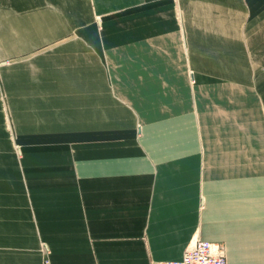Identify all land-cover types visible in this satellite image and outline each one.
Returning a JSON list of instances; mask_svg holds the SVG:
<instances>
[{"label": "crops", "instance_id": "obj_1", "mask_svg": "<svg viewBox=\"0 0 264 264\" xmlns=\"http://www.w3.org/2000/svg\"><path fill=\"white\" fill-rule=\"evenodd\" d=\"M264 264V0H0V264Z\"/></svg>", "mask_w": 264, "mask_h": 264}, {"label": "built area", "instance_id": "obj_2", "mask_svg": "<svg viewBox=\"0 0 264 264\" xmlns=\"http://www.w3.org/2000/svg\"><path fill=\"white\" fill-rule=\"evenodd\" d=\"M40 264L50 263L47 258H43ZM162 264H225V257L219 245L198 240L184 250L181 259Z\"/></svg>", "mask_w": 264, "mask_h": 264}]
</instances>
